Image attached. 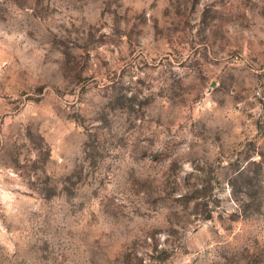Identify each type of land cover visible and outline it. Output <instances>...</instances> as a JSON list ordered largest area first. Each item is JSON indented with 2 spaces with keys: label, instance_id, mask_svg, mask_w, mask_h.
<instances>
[{
  "label": "rangeland",
  "instance_id": "obj_1",
  "mask_svg": "<svg viewBox=\"0 0 264 264\" xmlns=\"http://www.w3.org/2000/svg\"><path fill=\"white\" fill-rule=\"evenodd\" d=\"M0 264H264V0H0Z\"/></svg>",
  "mask_w": 264,
  "mask_h": 264
}]
</instances>
